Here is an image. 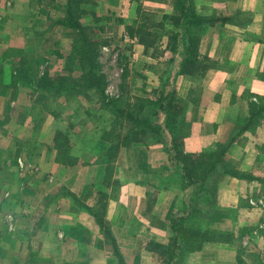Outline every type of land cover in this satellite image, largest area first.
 Masks as SVG:
<instances>
[{
  "label": "crops",
  "instance_id": "0c3cea01",
  "mask_svg": "<svg viewBox=\"0 0 264 264\" xmlns=\"http://www.w3.org/2000/svg\"><path fill=\"white\" fill-rule=\"evenodd\" d=\"M0 2V53L7 47L28 48L41 30L40 26L35 31L33 23L38 20L44 26L48 19H64L68 4V0ZM31 2L47 10L28 14L26 4ZM80 4L90 6L81 11L83 20L78 18L82 27L83 21L92 26L106 16L108 28L102 35L116 37V45L128 43L138 64L129 74L142 83L144 93L136 96L153 103L144 107L140 119L160 126L161 134L147 132L137 143L126 142L106 175L100 166L103 161L108 167L106 153L115 143L103 137L90 133V139L76 140V152L69 145L63 155L49 136L29 140L35 145L22 152L21 142L13 139L17 134L0 136V149L8 153L0 167V193L4 192L0 209L6 207L13 218L16 213V222L23 209L27 220L25 229L10 225L7 230L2 223L6 229L0 233V264H238L239 252L248 244L244 246L242 230L264 228V210L257 205L264 202V0H83ZM186 8L191 14L181 19ZM143 15L157 25L149 29L157 42L147 51L126 33V27L141 23ZM190 17L201 23H188ZM170 93L172 105L183 108L178 120L188 132L182 154L198 155L215 144L228 146L223 158L228 169L253 180L216 174L206 189L214 196V203L208 199L210 204L204 200V190L198 197L195 187H182L180 167L170 161L174 135L165 127L158 103ZM40 110L25 91L11 97L0 94V120L8 116L15 120L8 118L6 130L50 133V113L47 120ZM87 110L75 106L72 112L70 128L78 137ZM36 113L44 123L33 127L30 120ZM54 116L66 117L61 112ZM18 166L20 178L11 174ZM16 197L26 199L27 205L13 209ZM177 220L200 234L230 238L203 241L197 251H176L172 222ZM254 243L264 245L259 239ZM245 257H249L246 251Z\"/></svg>",
  "mask_w": 264,
  "mask_h": 264
},
{
  "label": "rangeland",
  "instance_id": "374dc122",
  "mask_svg": "<svg viewBox=\"0 0 264 264\" xmlns=\"http://www.w3.org/2000/svg\"><path fill=\"white\" fill-rule=\"evenodd\" d=\"M26 8L27 13L31 15L35 12H39V10L42 12L47 10L46 6L35 2L26 4ZM78 8L76 16L78 15L77 17L79 18V21H81L83 20L81 18V11H88L90 6L78 4ZM106 18V16H102L100 19L97 18L98 21L92 26H90V23L88 24L89 21L82 22L84 25V35L88 40H90V42H92V61L94 63V67L91 68L89 67L88 62L83 64L81 62V58L78 57L77 52L78 50H81L80 47L82 45L81 37L73 30H69L70 32L58 30V27L55 25V19H48L44 26L43 23L38 20L36 23H33L32 26L35 28V31H38V27L40 26L41 30L39 35L37 32V35L33 37V40H31L28 48L15 49L7 47L5 51L0 53V94H2V96L6 95L11 97L15 96L18 91H25L28 93L30 101L41 106L39 114L44 116L43 113H46V118L44 119L48 120V114L50 113L51 123H47V127H51L52 130L50 133L46 132L45 134L44 132L38 130H34L32 133L24 130L14 132L10 130L12 127L9 126L6 130L4 127H6L10 121L14 122L15 120L11 119L10 116H8L10 121H8V118L0 120V136L5 134H10V136L17 134L18 138L13 139L16 140V143L20 141L21 145H23V149L19 148L20 150L18 151L22 152L23 150L28 149L29 147L32 148L35 145L31 144L29 140L41 141L45 140L49 136V140L52 141L53 146L55 148L58 146L56 151L62 150L63 152L61 154L66 155V151L68 150L67 147L69 145H72L71 151L76 152L74 146L76 140H79L82 137L86 140L90 139V133L98 136V139L103 137L107 141H112L114 143H120L127 135H129L128 130L132 126L129 123H126L123 118L117 117L114 110H125L127 108H131L133 112L137 113V108L141 104V101H136V98L138 97L136 95H144V93H142V83L139 84L137 81L138 79H135V81H137L135 82L131 77V74H129V71L133 70V67L138 64L135 63L136 59L133 58V53L127 49L128 46L126 44L128 43L119 42L118 45H116V37L113 38L107 37V35H102V33L108 28V20H106ZM26 40L27 37H25L24 41ZM141 65L142 64H139V67H141ZM91 69L95 70L97 76L103 77V80L100 83V89H102L104 94H100L99 90L86 91L84 88L85 83L82 79L83 77L85 78L88 76ZM46 74L52 79L61 77L64 78V90L58 94H54L53 92L46 93V91L39 90L37 88V83L42 81L46 77ZM79 79H81V81H77ZM75 81L78 83H74ZM140 99L144 102L146 97ZM65 105H67V107H64ZM75 106L82 111L88 109L87 112H85L86 114L84 113V119L82 120L83 130H81L82 132H80L79 137L76 131H74L73 128H70L73 126V124H71L73 121L72 112L74 111ZM28 111L26 113H28ZM60 112L63 116H66L64 117V120L63 118L61 120L55 118L54 114L57 115ZM22 115L23 113H20L19 117L21 118ZM34 117L35 118L33 120H30L33 127L38 122L44 123L42 118L39 117L40 119H38L37 113ZM181 125L182 121L179 120L178 127ZM12 126H14V124ZM174 132L177 137H183L188 133L185 129L179 130L178 128ZM56 137L59 139L57 144L55 143ZM218 151V144H215L211 148H208L205 152L207 154H216ZM13 152L14 151L12 150V153ZM7 154V152L4 153L0 149V167L5 163V160L3 159L7 156ZM20 167L21 166H18L15 171L11 170L12 176H19L20 178ZM101 167V174L105 173L106 175L108 170L105 169L106 166L104 167L103 161L100 168ZM28 169H31V166H29ZM227 170L246 176V173L243 172L234 171L232 169ZM212 179L213 178L207 180L206 186ZM23 182L24 180L22 181V184H24ZM4 187L6 186L2 184V191ZM209 198L214 203L213 194L204 195V200L207 202L210 201L208 200ZM1 199L2 196L0 195V201H2ZM11 203L12 207H18L20 204L27 205L28 201L22 197H16L15 201ZM257 205L264 210V202L259 201ZM3 208H5L3 211L0 209V233L2 231L4 232L6 229L2 226V223L7 225V230L11 229L10 225H18L20 229L26 228L27 220L22 216L23 209L19 213L16 222L14 218L17 214L9 211V213H12L14 216L13 218L11 214L7 215L8 212H6V207ZM258 227L259 228L257 229L245 228L242 230V234L245 237L244 240L242 239L244 246L245 243H248L244 250L247 252L249 257H245V251L243 252L242 249L241 252H239L241 259L237 261L238 264H264V245L259 244V246H257L256 243H254V241L258 239L264 243V228L263 226ZM240 242L241 240L237 241L236 246H238L237 243L240 244ZM4 245L8 249L10 248L6 244ZM238 248L239 246L237 249Z\"/></svg>",
  "mask_w": 264,
  "mask_h": 264
},
{
  "label": "trees",
  "instance_id": "16d2710c",
  "mask_svg": "<svg viewBox=\"0 0 264 264\" xmlns=\"http://www.w3.org/2000/svg\"><path fill=\"white\" fill-rule=\"evenodd\" d=\"M81 1L83 0H68L65 18L57 20L55 22V25L65 29L76 31V33L81 37L82 42V45L80 47L81 50H78L77 52L78 57L81 58V62L83 64H86L85 62H88V65L91 68L94 67V63L92 61V42H90V40H88L84 35V28L78 22V15L76 16L78 4H80ZM187 12H190L191 14V11L186 8V10L182 11L181 19L185 18ZM150 22V18L144 16L143 18L141 17V23H134L133 26L131 25L130 27H126L128 38L131 40H136L137 43L143 46L146 51L150 48H153L157 42V36L149 30L153 27H157V25H155L154 23L151 24ZM189 22L193 24L201 23L199 19H191V17L188 20V23ZM82 80L85 83L84 88L86 89V91L99 90L100 94H104V92H102V89H100V83L103 80V77L97 76L95 70L91 69L88 73V76L85 78L83 77ZM77 81H81V79ZM77 81H75L74 83H78ZM64 87V78L61 77L52 79L49 78L47 74L42 81L37 83V88L39 90L46 91V93L53 92L54 94H58L62 90H64ZM173 97L174 96L172 94H168L165 97L161 98L158 103H160L159 105L161 111L164 113V116L166 118L165 127L168 128L169 131H171L174 135V138L172 139V145L169 149L170 161L172 164H177L180 167L183 179L182 187L184 189L195 187L196 196L198 195L199 197L203 190L205 191V194L207 193V180L214 177L218 173H223L238 179L253 180L249 176L227 170L229 166L223 162V158L228 149V146L222 147L218 145L219 151L216 154H207L206 152H202L198 155L182 154V140L183 137L185 138L188 133L183 137H177L174 132L175 130H177V128L179 130L183 129L182 127H185V125L182 123L181 126H176L179 124L178 117L183 112V108L177 104L174 106L172 105L174 102ZM136 101H141V104L137 108V113L133 112L131 108H127L125 110H114L117 117L123 118L125 122L129 123L132 127L128 130L129 135H127L120 143H115V145L112 144V146L108 149V152L106 153V163H108V167L106 169L108 171L110 170L109 163H111L115 159L117 151L120 147L124 146L126 142L137 143L141 138L145 137L147 132L152 134H161L160 126L152 125L148 121L140 119V113L144 109V107L147 105H153V103L148 100H144V102H142V99L139 98H136ZM172 113H174V117L172 116ZM254 117H252V120L254 119ZM58 141L59 139L56 137L55 143L57 144ZM231 142L232 140L230 141V143ZM56 148H58V146H56ZM101 226L102 225H100V228ZM172 231V241L173 244L176 245L174 250L181 252L188 249H190L191 251H197L201 248V242L203 241L227 242L230 238L212 232H205L206 234H200V232L194 229L183 227L180 220L179 222L178 220L172 222ZM115 254L118 255L116 251ZM176 256L177 258L179 257L177 254H175L174 258Z\"/></svg>",
  "mask_w": 264,
  "mask_h": 264
}]
</instances>
